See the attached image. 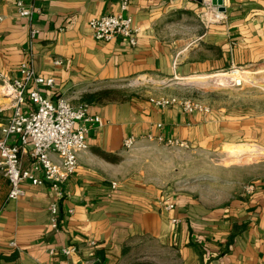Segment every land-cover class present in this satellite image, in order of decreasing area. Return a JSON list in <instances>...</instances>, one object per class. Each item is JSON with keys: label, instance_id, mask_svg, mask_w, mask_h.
<instances>
[{"label": "crops", "instance_id": "crops-1", "mask_svg": "<svg viewBox=\"0 0 264 264\" xmlns=\"http://www.w3.org/2000/svg\"><path fill=\"white\" fill-rule=\"evenodd\" d=\"M119 1L25 0L37 10L28 21L17 15L14 0H0V128L11 114L4 83L19 78L29 54L35 73L53 80L52 87L40 85L53 102L65 97L77 105L86 103V94L116 91L86 103L101 124L88 133V148L61 196L48 183H24L23 194L8 199L0 169V264H264V176L245 182L226 202L207 205L129 169L133 148L124 147L129 136L161 137L201 152L238 142L263 147L264 111L207 106L188 112L178 103L154 102L166 95L117 88L144 79L181 84L186 76L215 73L230 51L237 61L264 58V0H223L216 23L201 17L195 0H130L134 47L97 41L88 28L92 17L116 13ZM29 163L23 155V166ZM53 202L56 229L48 211Z\"/></svg>", "mask_w": 264, "mask_h": 264}, {"label": "built area", "instance_id": "built-area-1", "mask_svg": "<svg viewBox=\"0 0 264 264\" xmlns=\"http://www.w3.org/2000/svg\"><path fill=\"white\" fill-rule=\"evenodd\" d=\"M130 0H120L119 10L92 17L88 28L97 41L110 42L116 39L134 47L137 43L138 29L133 18L127 14ZM202 6L221 14L218 5L212 0H201ZM16 13L19 17L31 21L37 12L25 0H14ZM218 18V17H216ZM3 20L0 15V22ZM35 31H30L31 38ZM60 64V59L54 60ZM19 78L4 83V91L10 98L11 114L2 124L0 131V169L9 184L7 198L16 199L23 194L22 184L44 185L48 183L58 190L75 173L78 156L88 148L87 135L101 124L100 119L88 112L86 103L77 105L60 97L55 102L48 99L40 91V85L52 87L53 80L35 73L33 57L29 54L18 69ZM154 101L153 99H151ZM164 107L169 104H180L185 111L207 109L205 105L191 102L176 96L160 97L154 101ZM163 142L169 146L185 147L183 142L164 140L161 137L135 138L129 136L124 141L125 149H132L141 142ZM28 156V166H23L22 156ZM249 188H252L251 186ZM172 203L167 205L172 209ZM51 227L58 225V204L53 202L48 207ZM72 248H63V254H69ZM53 253V250H50Z\"/></svg>", "mask_w": 264, "mask_h": 264}, {"label": "rangeland", "instance_id": "rangeland-1", "mask_svg": "<svg viewBox=\"0 0 264 264\" xmlns=\"http://www.w3.org/2000/svg\"><path fill=\"white\" fill-rule=\"evenodd\" d=\"M215 13L217 11L206 6L201 7V17L208 23L221 20L216 18L218 16L215 17ZM223 63L212 71H259L264 68V58L237 61L231 51L229 58ZM182 80L183 78L180 81ZM117 88L125 94L176 96L215 109L225 108L232 113L237 112L239 107L253 112L264 111V78L252 83L204 84H164L144 79L121 83ZM249 144L238 142L224 145L220 150L201 152L178 149L163 142L147 141L137 144L128 154L127 161L130 164L129 169L141 172L145 178L176 185L182 191L198 195L205 204L217 206L236 194L248 180L264 176V152H241Z\"/></svg>", "mask_w": 264, "mask_h": 264}, {"label": "bare ground", "instance_id": "bare-ground-1", "mask_svg": "<svg viewBox=\"0 0 264 264\" xmlns=\"http://www.w3.org/2000/svg\"><path fill=\"white\" fill-rule=\"evenodd\" d=\"M220 18V15H217ZM264 78V68L259 71H244L240 69H231L224 72H215L209 74H198L183 78L182 82L191 84H204L208 82L222 83V82H235V83H252ZM242 153H261L264 148L255 144H249ZM244 153V154H245Z\"/></svg>", "mask_w": 264, "mask_h": 264}, {"label": "trees", "instance_id": "trees-1", "mask_svg": "<svg viewBox=\"0 0 264 264\" xmlns=\"http://www.w3.org/2000/svg\"><path fill=\"white\" fill-rule=\"evenodd\" d=\"M115 93H116L115 90L102 89V90L84 95L83 101L86 103L100 101L106 97H109L111 94H115Z\"/></svg>", "mask_w": 264, "mask_h": 264}, {"label": "water", "instance_id": "water-1", "mask_svg": "<svg viewBox=\"0 0 264 264\" xmlns=\"http://www.w3.org/2000/svg\"><path fill=\"white\" fill-rule=\"evenodd\" d=\"M195 1L201 2V0H195ZM212 4L218 5L219 6L218 9L221 12L225 10V8L223 6V0H212Z\"/></svg>", "mask_w": 264, "mask_h": 264}]
</instances>
